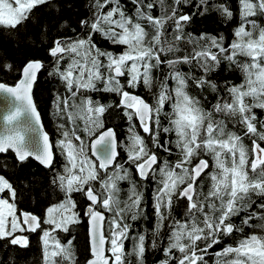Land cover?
<instances>
[{"label":"snow or ice","instance_id":"obj_1","mask_svg":"<svg viewBox=\"0 0 264 264\" xmlns=\"http://www.w3.org/2000/svg\"><path fill=\"white\" fill-rule=\"evenodd\" d=\"M238 5L229 39L185 30L210 12L232 21L226 0H87L88 14L75 26L62 17L75 0H0V28L11 30L18 49L47 45L49 75L65 90L54 101L60 138L53 144L32 97L45 63L28 58L17 66L0 54V72L18 73L11 85L0 80L11 100L0 130V173L29 158L54 170V149L64 159L51 180L63 198L43 216L19 210V189L0 174V241L26 250L24 233H38L41 264H79L72 241L62 243L58 233H69L82 213L90 237L85 264H145L149 249L162 252L159 264H208L209 249L225 238L233 243L212 253L215 264H264V120L257 114L264 112V0ZM40 6H48L49 18L33 14ZM222 65L239 73V83L213 78ZM141 87L150 100L137 94ZM93 93L117 99L104 103ZM110 110L128 122L126 144L105 127ZM150 185L149 242L147 232L132 229L147 216Z\"/></svg>","mask_w":264,"mask_h":264},{"label":"trees","instance_id":"obj_2","mask_svg":"<svg viewBox=\"0 0 264 264\" xmlns=\"http://www.w3.org/2000/svg\"><path fill=\"white\" fill-rule=\"evenodd\" d=\"M220 2V0H216ZM227 4L231 7L235 14V18L232 21L225 23L223 18H221L218 13L210 12L204 16H195L193 22L187 26L186 31L193 32L194 34H199L201 32L211 33L213 35H218L223 33L229 39L231 38V31L237 25L238 22V0H226ZM87 0H75V7L72 10L64 9L62 13L63 18L71 20L73 26L76 25V21L80 18L86 16L87 9L85 4ZM185 12H193L188 9ZM33 14L35 16H40L45 19L49 18L48 6H40L34 9ZM264 23V20H261ZM29 30H32V23L26 22ZM9 29L0 28V54L7 57V59L14 65H21L28 58L41 59L46 67L40 73L34 90V98L38 110L41 113L44 125L48 133L51 135L53 144L57 139L60 138V133L57 129V124L59 122L55 112L54 101L56 95L59 93L64 94V85L59 80L58 77L54 75H49L51 71V57L46 54L45 48L47 45L39 47H31L30 45H21L18 49L16 47V42L12 39ZM20 34V38H23V30H17ZM53 35H56L55 29L52 31ZM97 43L103 48H111V45L107 41L102 40L99 36L96 37ZM185 70H187L185 66ZM17 72H0V80L6 81L8 84H13L17 78ZM213 78L218 82L224 80H231L233 82L239 83L240 75L238 72L226 73L224 70V65L221 66L219 72L213 74ZM137 94L144 96L146 99H151L143 87L136 90ZM94 98L101 99L102 102L107 103L109 100L117 99L109 94H92ZM210 98L211 95H210ZM258 116L261 120H264V112L257 110ZM105 127L114 128L117 132L118 139L121 143L126 144V137L128 135V122L123 117V113L119 114L110 112L105 114ZM137 130L140 131L141 135H145L140 129L137 123ZM247 142V141H246ZM56 151L54 170L46 169L39 164H37L32 159H29L24 165L19 167H9L4 170L6 178H9L13 182L14 186L19 189V197L17 201V207L19 210L32 212L36 215L43 216V210L50 204L58 202L63 198V193L51 183L52 177L55 172H62L64 159L59 155L58 150ZM120 157L118 158L121 163L126 159V154L124 148H119ZM161 155H164L161 153ZM8 163L12 164V153L7 154ZM127 167V165H125ZM133 178L137 181L138 177L135 176L133 169ZM154 185L148 187V191L145 193L146 204H147V216L144 219L133 222L132 235L137 232H147L148 241L151 240V229L155 222V217L153 216V209L151 207V191ZM122 187L126 190L127 183L125 182ZM74 199L78 201V207L85 203L84 198L79 193H74ZM182 209L177 207L176 212H180ZM237 223H239V217L233 218ZM45 227H47L45 225ZM245 231H248L246 228ZM58 238L62 243H66L68 240L72 241V247L75 250L79 264H85L86 259L90 258L89 252V237H88V221L87 217H84L81 213V222L77 225L71 227L69 233H58ZM30 247L26 250H21L18 247L7 245V241H0V261L7 260L5 264H41V251H40V241L38 233L29 236ZM225 243H233L232 238H225L220 245H216L213 249H209V255L207 257L208 264H215V256L212 255L213 252L218 251L224 246ZM131 241L125 242L126 250L131 249ZM163 259V254L157 250L149 249L145 254V264H159V261Z\"/></svg>","mask_w":264,"mask_h":264},{"label":"water","instance_id":"obj_3","mask_svg":"<svg viewBox=\"0 0 264 264\" xmlns=\"http://www.w3.org/2000/svg\"><path fill=\"white\" fill-rule=\"evenodd\" d=\"M42 70H43V69H42ZM42 70H41V72H42ZM41 72H40V73H41ZM40 73L38 74V77H39ZM37 80H38V79H37ZM36 83H37V82H36ZM36 83L34 84V86H33V90H32V97H33V102L35 103V105H36V101H35V98H34V90H35V85H36ZM10 102H11L10 98L6 97L5 94L0 93V130H2V128H3V119H2V117H3L4 113L7 111ZM36 108H37V105H36ZM37 111L40 113V111L38 110V108H37ZM22 119H23V118H22ZM40 125H42V126H43V130H44L45 132L48 133V131H47L46 128H45V125H44V122H43V119H42L41 113H40ZM40 125H35V124H34V127L37 128V130H39ZM113 129H114V128H113ZM140 130H141V129H140ZM114 131H115V129H114ZM141 131H142V130H141ZM115 132H116V131H115ZM116 133H117V132H116ZM32 135L35 136V138H36V140H37V144H38V143H39L38 132L35 133V134H32ZM48 135H49L50 141L53 143V140H52L51 135H50L49 133H48ZM117 138H118V136H117ZM118 141H119V139H118ZM118 151H119V148H118ZM93 158H94V157H93ZM29 159H32V158H29ZM94 159H95V158H94ZM32 160L35 161L37 164H39L38 161H36V160H34V159H32ZM39 165H40V164H39ZM40 166H42V165H40ZM42 167H43V166H42ZM88 237H89V226H88ZM89 245H90V237H89Z\"/></svg>","mask_w":264,"mask_h":264},{"label":"flooded vegetation","instance_id":"obj_4","mask_svg":"<svg viewBox=\"0 0 264 264\" xmlns=\"http://www.w3.org/2000/svg\"><path fill=\"white\" fill-rule=\"evenodd\" d=\"M188 9L190 10V11H193V10H196L194 7H192V6H186V9L185 10H187L188 11ZM21 211H23V210H21ZM37 233H24V235H27L28 236V238H29V236L30 235H36Z\"/></svg>","mask_w":264,"mask_h":264},{"label":"rangeland","instance_id":"obj_5","mask_svg":"<svg viewBox=\"0 0 264 264\" xmlns=\"http://www.w3.org/2000/svg\"><path fill=\"white\" fill-rule=\"evenodd\" d=\"M94 159V158H93Z\"/></svg>","mask_w":264,"mask_h":264}]
</instances>
